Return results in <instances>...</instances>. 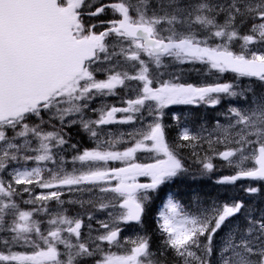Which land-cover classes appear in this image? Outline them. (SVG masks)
Wrapping results in <instances>:
<instances>
[{
  "label": "snow or ice",
  "instance_id": "6c2138e0",
  "mask_svg": "<svg viewBox=\"0 0 264 264\" xmlns=\"http://www.w3.org/2000/svg\"><path fill=\"white\" fill-rule=\"evenodd\" d=\"M187 64L249 83H189ZM224 97L246 101L226 125L169 137L165 109ZM74 128L95 146L81 149ZM185 149L206 173L216 158L236 170L217 183L264 182V0H0V264H264V215L213 243L242 201L192 210L170 194L158 248L146 230L121 236L188 173Z\"/></svg>",
  "mask_w": 264,
  "mask_h": 264
},
{
  "label": "trees",
  "instance_id": "16d2710c",
  "mask_svg": "<svg viewBox=\"0 0 264 264\" xmlns=\"http://www.w3.org/2000/svg\"><path fill=\"white\" fill-rule=\"evenodd\" d=\"M260 91L261 88L258 87L256 89ZM210 111V110H209ZM208 111V112H209ZM211 112V111H210ZM209 112V113H210ZM200 112H197L196 119L199 118ZM192 118L195 114H191ZM187 118V117H186ZM207 119V117H205ZM179 126H177V131L179 130ZM177 133L174 132V136ZM186 157V165L188 167V173L182 175L183 181L180 179L174 180L173 190L177 192V195L182 200L184 204L189 203L192 199L200 198L201 200H205L209 202L210 200H232L230 201H242L245 205L244 209L241 210V213L235 217H232L230 220L233 222L232 225L243 226L245 223V216L251 212L254 216L259 218L264 215V182L252 181V180H244L243 184H220L217 183L216 179H207L210 173H206L203 171L202 167L199 163H195V158L189 156V150L185 149L183 153ZM195 168L196 171H189L190 169ZM230 170H234L231 167H228ZM197 178V180L192 178ZM202 177V178H201ZM195 180V181H194ZM197 182V183H196ZM249 186H254L260 189L259 192L255 194H250L246 191ZM262 209V210H261ZM152 218H150L144 227L151 236L153 242V248H158L161 244L160 237H158V230L156 222H154Z\"/></svg>",
  "mask_w": 264,
  "mask_h": 264
},
{
  "label": "rangeland",
  "instance_id": "374dc122",
  "mask_svg": "<svg viewBox=\"0 0 264 264\" xmlns=\"http://www.w3.org/2000/svg\"><path fill=\"white\" fill-rule=\"evenodd\" d=\"M179 67L185 69V71L182 73V76H183L184 80L186 82L197 84V85H199L201 83L233 82V83H238V84L241 85V87H243L244 85L249 83V79L248 78L236 79L235 77H232V75L227 76L225 73L223 75H220L218 73H215L214 71L209 73L207 71V66L201 65V64H195V65L187 64V65H181ZM97 78L98 79H103L104 78V74L103 73H97ZM253 86L256 89L258 87H260L259 82H256V84H254ZM238 91H239V89H238ZM121 96H123V92L122 91H121ZM118 99H119L118 97H109L108 98V103L117 104V106H120L118 104ZM245 104H246V101H245V99L243 97H236V98L224 97V98L221 99L220 104L217 105V107H219V109L221 110L220 111V118L218 120H215L216 116H217V112H216L215 117H214L212 122H207L206 120H204L205 117H201L202 118L201 123H199L198 126H196V128H194V129L190 128V129H192L194 131H198V130L201 129V126H204L207 129L211 130L216 125L217 122H219L222 125H226L228 123V115H229L228 109L230 107L241 108ZM97 106H99L98 103H97ZM190 106H192V107L195 106L196 107V105H173V106H170L169 108L164 110L165 111L164 122L167 125H169L168 130L171 127H174V125H172L171 123L174 124V123L177 122L176 117H179L178 115H180L178 113L179 112L178 110H186ZM200 106L206 107L208 105L201 103ZM205 110H207V109H205ZM179 123H180V120H179ZM133 127L134 126L132 124H112V125L105 126V128L107 130L112 131L113 133H115V132H125L126 133L127 131L131 130ZM204 134L207 135V132H205ZM86 136H87V134H86ZM87 138H88V136H87ZM121 147H123V145H121ZM220 149L222 150V146H220ZM213 163L216 165V168L217 167H224L225 176L234 175L235 172H236L235 169H234V171L230 170L225 165V162L220 160L219 158L214 159ZM216 168L213 170V172H216ZM239 181L240 180H238V182ZM40 191L41 190L38 189L37 193H39ZM92 213H93V215H94V217L96 219H106V216H105V214L103 212H99V211L95 210ZM88 223H89V221L85 217V226H87ZM227 225H228V221H226L225 226H223L221 228V230L217 233L216 237L214 238V241H213L214 245L215 244L218 245L220 243V237H222L229 230V228L227 229ZM92 227L94 229L95 228H99V225L96 223L95 219L92 221ZM121 227L123 229V231L121 232V236L122 237H134L136 234H138L137 228H131V227H128V225H121ZM86 231H87V228L85 227V229L82 232H86ZM101 231H103V229H101Z\"/></svg>",
  "mask_w": 264,
  "mask_h": 264
},
{
  "label": "flooded vegetation",
  "instance_id": "af4514ba",
  "mask_svg": "<svg viewBox=\"0 0 264 264\" xmlns=\"http://www.w3.org/2000/svg\"><path fill=\"white\" fill-rule=\"evenodd\" d=\"M97 101H94V105H97ZM73 136V140L77 141L79 143V146L81 149H85V133L82 132H77V130L71 129L70 130ZM93 143V142H92ZM94 146V143H93ZM71 153H66V156L68 158V160H71ZM68 167L70 168L71 165L69 164ZM38 191V189H36V192ZM42 191V190H41ZM78 195V194H75ZM63 199H73L74 195H66L65 197H62ZM55 202L53 201L52 204L50 205L51 207H55ZM65 207L69 210V213H82L85 211V208H80L78 205H65Z\"/></svg>",
  "mask_w": 264,
  "mask_h": 264
},
{
  "label": "bare ground",
  "instance_id": "6f19581e",
  "mask_svg": "<svg viewBox=\"0 0 264 264\" xmlns=\"http://www.w3.org/2000/svg\"><path fill=\"white\" fill-rule=\"evenodd\" d=\"M230 201H232V200H230ZM262 210V209H261Z\"/></svg>",
  "mask_w": 264,
  "mask_h": 264
}]
</instances>
